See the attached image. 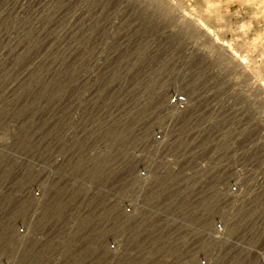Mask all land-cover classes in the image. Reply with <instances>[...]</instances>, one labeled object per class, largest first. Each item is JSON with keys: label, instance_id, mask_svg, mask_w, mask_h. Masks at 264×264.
Instances as JSON below:
<instances>
[{"label": "rangeland", "instance_id": "obj_1", "mask_svg": "<svg viewBox=\"0 0 264 264\" xmlns=\"http://www.w3.org/2000/svg\"><path fill=\"white\" fill-rule=\"evenodd\" d=\"M254 247L264 0H0V264H255Z\"/></svg>", "mask_w": 264, "mask_h": 264}, {"label": "built area", "instance_id": "obj_2", "mask_svg": "<svg viewBox=\"0 0 264 264\" xmlns=\"http://www.w3.org/2000/svg\"><path fill=\"white\" fill-rule=\"evenodd\" d=\"M174 104L176 105V107H183L185 100L182 97H177L174 98ZM158 140H161V137H158ZM140 176L142 177H146V172H141ZM232 192H237V188H233ZM130 211V210H129ZM213 230V234H214V238L219 239L220 237H222L225 234L226 228L225 225L223 223H215L212 227ZM254 252H255V258H256V262L255 264H264V249H257L256 247H254ZM200 264H209L207 260H201Z\"/></svg>", "mask_w": 264, "mask_h": 264}, {"label": "bare ground", "instance_id": "obj_3", "mask_svg": "<svg viewBox=\"0 0 264 264\" xmlns=\"http://www.w3.org/2000/svg\"><path fill=\"white\" fill-rule=\"evenodd\" d=\"M27 7V6H26ZM255 263V262H254Z\"/></svg>", "mask_w": 264, "mask_h": 264}]
</instances>
